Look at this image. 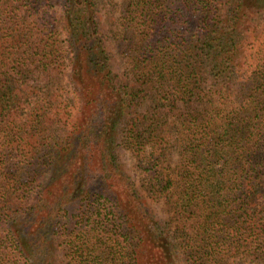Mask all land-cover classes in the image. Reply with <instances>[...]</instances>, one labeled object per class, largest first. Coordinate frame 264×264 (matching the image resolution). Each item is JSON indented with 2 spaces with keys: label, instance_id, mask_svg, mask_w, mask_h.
Instances as JSON below:
<instances>
[{
  "label": "trees",
  "instance_id": "trees-1",
  "mask_svg": "<svg viewBox=\"0 0 264 264\" xmlns=\"http://www.w3.org/2000/svg\"><path fill=\"white\" fill-rule=\"evenodd\" d=\"M102 3L0 0V264H264V0Z\"/></svg>",
  "mask_w": 264,
  "mask_h": 264
},
{
  "label": "rangeland",
  "instance_id": "rangeland-1",
  "mask_svg": "<svg viewBox=\"0 0 264 264\" xmlns=\"http://www.w3.org/2000/svg\"><path fill=\"white\" fill-rule=\"evenodd\" d=\"M114 1V3H110L109 0H103V3L101 4V11L103 13V17L105 18V26L107 28L111 27L110 24H108L109 20L112 19L113 21V15H117V13L114 11L115 3H117V0H111ZM113 50H115V45L113 43L112 45ZM120 156V162L123 165L124 169L126 171H129L133 176H136V173L134 172L132 168V158L129 155L128 152L125 151H119L118 152ZM148 204L152 210V212L158 216V218L163 220H170L171 211L169 210V205L165 203L164 201L158 200V201H152L148 200ZM56 264H62V252L58 250L56 252Z\"/></svg>",
  "mask_w": 264,
  "mask_h": 264
}]
</instances>
